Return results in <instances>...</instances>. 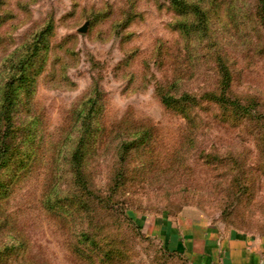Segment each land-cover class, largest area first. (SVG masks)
Listing matches in <instances>:
<instances>
[{
    "label": "rangeland",
    "instance_id": "1",
    "mask_svg": "<svg viewBox=\"0 0 264 264\" xmlns=\"http://www.w3.org/2000/svg\"><path fill=\"white\" fill-rule=\"evenodd\" d=\"M226 1L204 0L218 14L209 12L188 40L169 0H0V64L27 56L50 24L27 64L33 92L14 98L17 151L0 168V264H88L69 253L81 227L79 195L113 205V215L99 211V264H190L167 231L193 216L264 238V32L253 27L258 0H236L231 19ZM206 44L227 61L230 94L253 105L233 119L204 103L191 127L163 108L156 89L177 78L180 91H213L217 69ZM15 74L0 67V97ZM89 105L81 186L68 158ZM147 127L150 144L119 163L118 142ZM55 195L60 203L50 208ZM56 213L74 219L62 226Z\"/></svg>",
    "mask_w": 264,
    "mask_h": 264
},
{
    "label": "trees",
    "instance_id": "2",
    "mask_svg": "<svg viewBox=\"0 0 264 264\" xmlns=\"http://www.w3.org/2000/svg\"><path fill=\"white\" fill-rule=\"evenodd\" d=\"M236 0H227L224 3L226 6V17L227 19H231V10L233 9L234 2ZM238 3L240 0H237ZM169 6L172 8L174 13L181 17L183 20L177 23V30L181 31L182 34L188 40H191V34H195V32L201 27V25H207L209 12H212L213 15L218 14L217 12L208 11L207 5H205L204 0H169ZM217 5H215L216 7ZM258 9V14H255V22L253 23V27H258L264 32V0H258V5L255 7ZM234 26V22H231ZM200 26V27H199ZM236 27V26H234ZM50 29V24L46 23V26L41 29V32H38L37 38H34L31 41V51L27 54V56L22 59L13 61L12 57L7 60V63L3 62L0 64L2 68L4 66H8L10 70H13L16 74L13 78L7 79L8 81L3 86L0 97V168L5 167L8 161L13 157L17 149H13L16 147L14 145L15 134L13 133V112H14V98L17 96L18 92L22 89L23 92L26 91L27 95H30L33 90L30 86H33V77L29 75H25L27 71V64L32 57L35 56V50L39 51V47L45 45L46 41V30ZM41 36L43 38H41ZM40 37V38H39ZM206 49L211 51V45L206 44ZM211 58H213V62L216 67V76L218 77L216 81V87L213 91L203 92L199 95L189 94L186 91H180L178 82L179 80L173 79L168 85L159 86L156 91L157 95L160 99L161 105L164 109L182 115L188 121V125L191 127L195 126V109L201 108L202 104H206L209 106H215L218 112L227 113L228 117L233 119H242L244 118V114H250V108L253 105L252 99L246 100V105H241L244 103L242 99L236 97L235 95L230 94V89L232 85V73L227 66V61L225 63L223 56L219 54V51H211L209 52ZM6 64V65H5ZM13 82L15 84H13ZM26 82L29 85L25 87H21V85H16V83ZM167 84V83H166ZM27 87V90H26ZM94 99L88 100V103H92ZM87 103V104H88ZM92 105L87 107L85 115L82 117L83 121L80 125L81 131L79 132L81 137L76 142L73 153L68 161L70 163L72 172L75 176L74 183L80 184L83 186V176L81 173V161L83 154L81 153V146L85 142V136L88 132H90L91 124L89 123V116ZM263 116V115H262ZM130 128L127 126L125 130H129ZM154 127H147L144 131L138 132L137 134H132L130 139H125L119 141L118 145V162L123 163L125 161L126 155L130 149L138 148L143 145L144 147L150 144V139L153 136ZM126 135V134H125ZM152 144V143H151ZM65 145V144H64ZM64 145L59 149V153L64 149ZM62 159L65 160L66 157L62 156ZM118 172L116 177H120ZM81 189V187H80ZM84 190V189H83ZM56 195L52 198L47 199L48 207L55 208L58 203H60L59 199H56ZM109 198L102 199L97 195H79L75 201L72 199V202H75L74 207H79L80 210H76L75 214L78 215L79 223L81 227L78 229L73 228L71 237L73 242L69 244V253L73 257L77 258L79 261H87L88 264H99L102 261V249H101V235L99 233L100 222L101 219L99 217V213L102 210H107L109 215H113V205H110L108 202ZM80 202V203H79ZM93 204V206L91 205ZM114 204V203H113ZM60 205V204H59ZM49 209V208H47ZM50 210V209H49ZM100 211V212H99ZM55 212H51L50 215ZM69 216H73L70 214ZM54 219L58 224L62 226H66V220L69 219L68 216L63 215L62 213H56L54 215ZM68 220V221H73ZM78 223V224H79ZM114 223V219H113ZM82 225H85L84 229ZM78 229V230H77ZM23 253L27 251L28 245L23 241L21 243ZM178 252V251H176ZM179 253V252H178ZM111 254V253H110ZM107 256V253L104 254ZM187 261L188 259L184 257Z\"/></svg>",
    "mask_w": 264,
    "mask_h": 264
},
{
    "label": "crops",
    "instance_id": "3",
    "mask_svg": "<svg viewBox=\"0 0 264 264\" xmlns=\"http://www.w3.org/2000/svg\"><path fill=\"white\" fill-rule=\"evenodd\" d=\"M169 233L190 264H264V238L200 216L182 219Z\"/></svg>",
    "mask_w": 264,
    "mask_h": 264
},
{
    "label": "water",
    "instance_id": "4",
    "mask_svg": "<svg viewBox=\"0 0 264 264\" xmlns=\"http://www.w3.org/2000/svg\"><path fill=\"white\" fill-rule=\"evenodd\" d=\"M86 31V25H84L82 28H80L79 32L80 33H85Z\"/></svg>",
    "mask_w": 264,
    "mask_h": 264
}]
</instances>
